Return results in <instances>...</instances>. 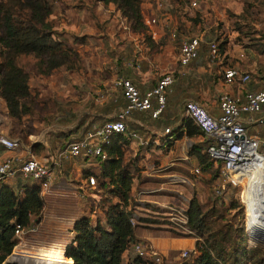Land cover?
Instances as JSON below:
<instances>
[{
    "label": "rangeland",
    "instance_id": "1",
    "mask_svg": "<svg viewBox=\"0 0 264 264\" xmlns=\"http://www.w3.org/2000/svg\"><path fill=\"white\" fill-rule=\"evenodd\" d=\"M55 2L57 7H55V11L51 17V22L56 27L54 29L62 34V38L65 39L70 46L77 47L76 50L82 54L80 56L83 59V64L86 66H81L78 70L74 71L73 74L59 69L47 79L35 74L32 57L25 56L21 58V64L30 72V85L33 95L38 99V109L30 116H25L21 120H16L8 116L4 102L0 99V135L7 136V134L4 133L11 129L13 130V134L8 136L11 137V139H17L15 140L18 142L16 150L19 153H23L21 157L27 155V148L32 140H41L42 137L44 140H47L48 135L52 136L57 132V130L53 132L49 127L52 125L51 123L62 124L63 122L64 118H61L58 122H54L52 115L47 116L46 111L43 112L45 108H47V110L50 109V107L45 104L46 98L53 99L54 106H52V108H55L56 113L67 115V118H70L67 125L74 122L76 123V119L80 118L82 115H87L85 111H91L92 108L93 110L100 108L101 104L92 105L89 99H94L93 91L89 88L84 90L83 86L73 83V77L80 78L86 74L88 75L87 77H89L90 69H96L99 65L102 66L101 72H103L102 74L105 76L106 72L110 71L109 65L115 64L114 54L120 53L121 51L123 56L124 52L128 49V47L125 49L119 48L123 41H125L123 39H117L116 43H112L113 46H108L106 40L101 37L105 36L109 38L106 32L109 31L111 33L112 28L113 30H115L116 27L122 30L127 29L120 17L117 18L118 22H114L115 19L109 20L108 17L113 18L112 16H108L112 14L110 12L114 11L112 8L105 7L96 0H56ZM193 2H195L196 5H192ZM147 3H149L150 6L147 5ZM141 9H143L145 16H147L146 12L148 10H154L152 16L156 18V23L154 25H156L157 28L162 26V23L160 25V21L162 22L166 19L169 28H176L179 33L188 37H200L203 51L201 50L200 52L198 62L202 67L200 68V72L196 73L197 75L194 76L195 80L193 85L195 88L199 89L206 88L207 98H209L211 102H214L216 94L218 93L216 89L220 85L218 81L219 73H221L223 69L235 66L243 67L250 74L254 83L259 82V84H264V54L253 51L248 45V43L253 42L249 41V38L264 37V8L261 10L260 14L262 21L260 19L256 21L254 16H247L245 19L238 17L243 10L242 0H143ZM65 13H68L69 17L75 20L73 24L67 23L66 26L61 25V23H63L62 19L65 20L64 22L67 20L65 19ZM237 24L238 26L240 25L241 28L245 25L247 26L243 29L250 31L249 38H244L243 34L234 30ZM94 25L97 29H100V32H96V29H91ZM258 29L261 31L254 32L258 31ZM76 30L80 31L81 34L84 33L83 37L85 38L83 44L72 43L74 41V35L73 33L71 34V32H75ZM66 31L67 33L71 31L70 34H68L69 36H64ZM100 37L104 42L103 48H101V45L96 44V39ZM224 40L227 41V51L224 55L220 56L219 60L217 58L211 59L207 56V42L215 41L219 43ZM262 41H264V38ZM94 47H96V49H94ZM142 52L144 54H149V51L146 50ZM80 69L82 70L80 71ZM92 74L101 77L99 72L98 74ZM51 78L52 81H50ZM50 89H52L53 92ZM50 91L52 94H50ZM87 94L88 96L90 95V98L88 100H82ZM172 97L173 96L170 98L172 99ZM171 104L172 101H168L167 98L165 108L166 113L168 112L170 114L165 116L162 115L161 117V119L163 117L167 118V124L173 123V121L177 119V111L170 106ZM74 108H76V110ZM181 109H183L182 106ZM178 117L180 118L181 116L178 114ZM104 120H106V118L101 117V119L94 123H100ZM161 121L163 124L165 119L163 118ZM175 123L176 122H174V126ZM259 130L264 131V128L260 127ZM66 134H68V136L70 135L69 137H73L70 132L65 133V135ZM69 137V140L72 139ZM200 144H203L202 151L204 152L206 140L200 136L191 139L184 137L173 145H170L166 150L161 149L159 152H157L158 150L154 146L150 149L140 148L139 155L144 158L143 160L138 159V157H135L136 159L134 158L137 160V170L135 172L139 177L135 179L133 184L135 189L133 196L138 201V206L135 209L136 215L147 219L150 223L143 224V226H139L137 229H148L155 234L160 233L159 235L165 234L172 237H177V235L193 236L192 233L183 232L181 228H177L173 217H181L180 212H183L189 200L195 197L206 207L215 206L219 210L225 211L224 220L220 223L228 222L233 226L234 230L236 229V233L234 234L235 249L239 253L242 249L246 250L249 255L248 259L240 260L241 253L238 255L231 253L230 261L237 259L241 261V264H254L253 258H250L251 256L255 257L254 260L264 257V206L253 209L249 208L247 211V218V212L240 202V188L226 186L224 195L220 197L216 192L219 185L222 183L219 178V166L211 162L207 170H203L195 155L192 154L194 146ZM1 150L3 149L0 147V151ZM37 150L41 151L40 148ZM31 153L33 154V152ZM130 158H132V154L131 156L127 155V159ZM87 163L96 164L95 160L86 162L83 159H74L63 163L61 168L62 174H60L62 177L58 176L53 181L55 187L54 190H52L53 194L51 193L52 191H49V188L41 192V196L44 200L42 214L45 210L46 212L59 210L56 213L61 217L63 215L64 219L70 221L76 220L83 213H89L91 211V205L99 200L95 192L96 188L86 187L83 190L78 189L75 192H73L72 189L73 187H80L87 169L92 168L93 172L99 171L98 166L84 168L89 167ZM195 168L200 169L199 174L194 172ZM172 174L187 177L189 182L187 184L171 183L168 181L167 176ZM56 175L59 174L56 173ZM28 180V178L17 173L13 179L6 183H13L16 185L17 182L20 184L22 181L25 182ZM52 198L56 201L54 205L51 201ZM237 199L239 201V206H237L235 210L227 211L229 203L231 201L237 202ZM250 201L249 204L251 203ZM57 204H60L62 209L66 210H60ZM142 204L147 205V207H145V205L140 206ZM258 220H260L261 223L257 225V229L256 224ZM152 221H157V223ZM247 223H249V229L247 228ZM32 226L30 227L31 229L36 227ZM251 227L252 235L256 236L258 240H254L250 237L249 230ZM70 230L69 232H71ZM35 232L36 230H33L30 233ZM65 233H68L67 230H65ZM178 238H182L180 239L182 242L184 240L189 241V239L185 238H192L196 241L195 237ZM70 239H72V235ZM254 247L258 249L254 251L255 253L251 251ZM152 251L161 255V257L166 256L159 253L155 248L152 249ZM179 252L180 250L178 249L169 254L167 256L169 261L172 259L173 255H177ZM133 256V250H130V253L125 255V260H129ZM162 260L165 263H169L164 257H162ZM178 261V257H174L172 260V262L175 263Z\"/></svg>",
    "mask_w": 264,
    "mask_h": 264
},
{
    "label": "trees",
    "instance_id": "2",
    "mask_svg": "<svg viewBox=\"0 0 264 264\" xmlns=\"http://www.w3.org/2000/svg\"><path fill=\"white\" fill-rule=\"evenodd\" d=\"M55 1H0V98L4 100L10 118L21 120L38 109V99L33 95L30 85V72L21 64V58L32 57L35 74L39 76H49L59 69L74 72L82 66L78 51L62 38V34L54 29L49 19L57 7ZM96 1L103 5L112 4L131 29H145L141 11L143 0ZM242 4L243 10L238 15L239 18L254 16L256 21L261 20L264 0H242ZM245 27L247 26L241 28L237 24L234 30L243 34L244 38H249L250 31L243 29ZM259 31L261 30L254 32ZM84 38L75 35L73 43L83 44ZM263 38H249V41H253L248 43L249 47L264 54ZM226 47V40L218 43L220 56L226 53ZM191 64L196 66L200 63L196 64L193 60ZM163 112L159 116H162ZM163 124L170 129L173 139H168L167 135V138L162 140L161 148L169 147L173 141L184 137H203L199 128L184 115L180 118L177 116L173 123L167 124L165 120ZM127 131H132L128 124ZM127 133H112L102 144L105 158L95 159L99 171L93 172L90 168L85 172L86 178L95 177V192L99 200L91 205L89 213H83L73 222L70 230L72 239L65 246L64 254L60 256H63L61 263L156 264L154 257H142L134 249L136 244L141 243L151 250L150 243L135 237V230L150 222L136 215L138 201L133 196L132 187L139 175L135 172L136 158L127 159L126 152L132 140ZM260 136L264 139V131L260 130ZM202 148L203 144L194 146L192 154L203 170H207L212 161ZM41 192L39 184L30 180L21 182L17 187L5 182L0 185V264L11 255L17 244V227L27 229L41 220L44 208ZM238 202V199L237 202L231 201L227 211L235 210L239 206ZM224 212L215 206L206 207L195 197L189 200L183 213L187 220L186 228L193 236L177 237H195L196 241L194 250L183 264H241L240 260L248 259V252L242 249L241 259L230 261L232 254L240 253L236 251L234 244L236 229L234 230L228 222L220 223L224 220ZM130 250H133L134 256L125 260L124 254H129ZM255 250L258 249L254 247L251 251L255 253ZM61 251L62 249L59 252ZM59 252L54 255L55 261ZM250 258H253L254 264H264V257L257 260H254V256Z\"/></svg>",
    "mask_w": 264,
    "mask_h": 264
},
{
    "label": "crops",
    "instance_id": "3",
    "mask_svg": "<svg viewBox=\"0 0 264 264\" xmlns=\"http://www.w3.org/2000/svg\"><path fill=\"white\" fill-rule=\"evenodd\" d=\"M147 5L150 6L149 3H147ZM104 6L108 8H112L114 10L113 12H110L112 14L108 15L113 17V18L108 17L109 20L115 19L114 22L115 21L118 22L117 18L120 17L123 23H125V28L127 29L122 30L121 28L116 27L115 30H113L112 28L111 33L109 31L106 32V34L109 35V38L105 36H101V37L106 40V44L108 46L109 45L113 46L112 43H116L117 39L119 40L123 39L125 41H123V43L120 45L119 48L125 49L128 47V49L124 52L123 56L121 51L120 53L114 54L115 64L109 65L110 71L106 72L105 76L104 74H102L103 72H101L102 66L99 65L96 69H90L89 77H87L88 75L86 74L84 76H81L80 78L73 77L72 80L73 83L83 86L84 90H86V88H89L93 91L94 99L90 98L89 97L90 95L88 96L87 94L85 98H83L82 100H86V99L88 100L90 98L89 100L92 103V105L101 104V107L95 110H93L92 108L91 111H85V113L87 114L86 116L82 115L80 118L76 119L77 120L76 123L74 122L71 123L70 125H67V123H69L70 118L68 119L67 115L56 113L55 108H52V106H54L53 99L46 98L45 104L48 105L50 109L47 110V108H45L43 112L46 111L47 116L52 115L54 122H58L61 118H64L63 122L62 124L51 123L52 125H50L49 127L52 129L53 132H55L56 130L57 132H55L52 136L48 135L47 140H44L43 137L41 140H37V139L32 140L28 145L27 154L33 152L35 156H37L42 160L43 159L50 160L51 157L55 155L58 149L62 148L67 142L80 138L83 132L87 128L91 127L92 125H100L104 121L113 119L116 112L119 109H121V107H123L126 103L121 93V89L115 86L116 79L120 77L129 79L138 87V89L141 92H144L146 90L151 89L156 84L157 80L163 73L167 71H174V75H175L174 83L172 85V90L168 94L167 98L168 101H172V104L170 106L176 109L177 116L178 114L180 116L184 115L181 106L183 107L184 102L187 100H194L202 104L206 108H208L211 113L218 114L219 108L217 104V96L221 92L225 91L233 95L243 96V94L247 90H259L264 86V84H259V82L254 83L252 78H251L252 80L249 83L244 85H241L239 83L226 84L222 81V77L219 73L218 81L220 82V85L216 89L218 93L216 92L217 94L214 102H211L210 99L207 98L206 88L199 89V88H195L193 85L195 80L194 76L197 75L196 73L200 72V68L202 67V65L199 64L193 66L190 63V65H188L187 67L182 68L178 63V53H179L178 41L171 39V33L173 30H175L178 37H183L186 35L179 33L178 29L176 28H169L166 19H164L162 22L160 21V25L162 23V26L159 28H157L156 25L151 24L149 20L153 17L152 14L154 13L153 12L154 10L151 9L146 12L147 16H145V13L143 12L142 9L143 23L145 25V29L137 30V31L133 30L128 26L126 20L123 17H121L120 13L114 9V6L112 4L104 5ZM65 16H66L65 19L67 20L66 22H64L65 20L62 19L63 21V23H61L62 26H66L67 23L73 24L75 22V20H73L72 17H69L68 13H65ZM51 17L52 15L49 18L50 21L52 20ZM94 26L91 29L92 30L96 29V32H100V29L99 28L97 29L96 26L95 27ZM54 28L56 27L54 26ZM70 32L67 33L66 31L64 33V36L65 35L69 36L68 34H70ZM72 33L74 36L75 35L84 36V33L82 32L83 34H81V32L78 30H76L75 32H71V34ZM101 37L96 39L97 42L96 44L101 45V48H103L104 42L102 41ZM74 48L76 49L77 47ZM94 49H96V47H94ZM143 50L149 51V54H144L142 52ZM201 50L202 47L200 48L198 57L195 59L196 64L199 63L198 58L200 56ZM206 54L208 56V49H206ZM80 55L82 54L80 53ZM83 66L85 67L86 65L83 64V59H82V67ZM239 68L242 71L247 72L245 68L243 67H239ZM81 70L82 69H80V71ZM64 71L66 72V70ZM98 72L101 77L92 74V73L98 74ZM69 73L73 74L74 72H69ZM51 76L52 74L49 76H41V77L49 79ZM50 81H52V78L50 79ZM250 83L252 84L249 85ZM50 90L52 91V89ZM51 91L50 94H52ZM97 91H102L103 94L102 98L97 97ZM171 96H173L172 99L170 98ZM0 99L4 102L2 98ZM4 105H5L6 113L8 114L5 102ZM74 109L76 110V108ZM167 114L170 113L168 112L166 113V108H165L163 115L165 116ZM262 114H264V110ZM26 116H30V115H26ZM101 117L106 118V120L101 121L100 123H94L97 122V120L101 119ZM161 117L162 116H159L158 118L153 119L150 117L148 112L136 111L132 113V115L127 120V124L129 128L138 132L141 137H143L148 141V144L146 146H142L139 145L136 140H131L126 155L131 156L132 154V159L138 157V159L143 160L144 157L139 155L140 148L150 149L151 147L154 146L157 148L158 150L157 152H159L161 149L166 150V148H168V147L161 148L162 140L167 138V134L164 133V130L166 129L167 126L162 124L161 121L163 118L165 120H167V118L163 117L161 119ZM260 127L263 128L264 124L254 126L253 130H255L260 134V130H259ZM68 132L72 133L71 136L73 137H69L70 135L68 136V134L65 135V133ZM4 134H7L6 137L11 138L8 135L11 136L13 134V130L11 129L10 131H7ZM68 137L72 139L69 140ZM178 141L179 140L173 141L172 145ZM0 146L1 149H3L0 151V161L6 158L23 156V153L21 152L19 153L17 152V150L11 151V150H7L2 145ZM34 148L36 150H34ZM39 148L41 149V151L37 150ZM74 159H83L86 162L91 161V159L86 160L85 157H78L70 160H64L60 163V165L50 163L54 172L53 181L58 176L62 177V175L60 174H62L61 168L63 163ZM95 162L96 164L87 163L89 167H84V168L98 166V162L97 161ZM56 173H58L59 175H56ZM53 181L48 187L49 191H52L55 188L53 185ZM11 185L13 186L14 184L12 183ZM14 186L15 187L19 186V182H17L16 185ZM84 188H86V177H84L83 180L81 181L80 187H73L72 189L73 192H75L78 189L83 190ZM47 189H43V190L46 191ZM134 190L135 189L133 186L132 192H134ZM51 193L53 194V191ZM51 201L53 205L56 204L55 199L52 198ZM57 205L60 210H64V211L66 210V209H62V206L60 204ZM58 211L59 210H55L53 212H46L45 210L42 214L41 220L37 224L34 223V225L32 226V227L36 226L34 229H30L21 236L17 237V244L14 247L11 256L9 257L10 260L8 264H59L60 259L62 260L63 256L62 257L60 256L62 253L64 254L65 246L71 241L70 238L72 233L69 232V230L72 228L73 222L75 220L67 221L66 219H64L63 215L61 217L56 213ZM33 230H36V232L30 233ZM65 230H67L68 232L67 234L65 233ZM159 234H155L148 229L135 230L136 238L150 243V247L152 249L155 248V250H158L159 253H161L162 255L168 256L169 254L177 251L178 249L179 250L188 249L190 251L194 250L195 241L192 238H185V239H189V241L184 240L182 242L180 240L182 238L172 237L165 234L162 235ZM58 249H62V251L59 252L60 254L58 255V257H56L58 259L55 262H51L52 257L54 256V254H56Z\"/></svg>",
    "mask_w": 264,
    "mask_h": 264
},
{
    "label": "built area",
    "instance_id": "4",
    "mask_svg": "<svg viewBox=\"0 0 264 264\" xmlns=\"http://www.w3.org/2000/svg\"><path fill=\"white\" fill-rule=\"evenodd\" d=\"M160 5V4H158ZM192 5H196L195 2ZM151 24L156 23L152 17ZM171 39L178 41V63L184 68L195 60L201 48L200 37H178L175 30L171 33ZM208 56L211 59H218V43L209 41L207 43ZM222 81L226 84L249 83L252 79L248 72L242 71L239 67H229L220 73ZM175 75L174 71L163 73L156 84L149 90L141 92L138 87L129 79L120 77L116 79V87L126 101L119 109L114 118L102 122L100 125H92L87 128L80 138L67 142L51 159L42 160L34 154L28 153L25 157H11L0 161V185L13 179L17 173L23 177L39 184L41 189H47L53 181L54 172L50 165L60 163L78 157L87 159L100 158L103 160L105 154L102 152V144L105 143L112 133H127V120L133 112H148L151 118L156 119L165 109L168 94L172 90ZM97 97L102 98V91H97ZM219 108L218 114H213L202 104L187 100L183 104V114L188 117L199 128L203 138L206 140L204 153L209 160L219 166V178L222 183L217 189V194L223 196L225 187L240 188V202L246 212L249 208L264 206V139L258 132L253 130L254 126L264 124V86L259 90H247L243 96H237L228 92H221L217 96ZM173 139L169 128L164 130ZM132 140L139 145L146 146L148 141L141 137L138 132L127 133ZM0 145L7 150H16L18 142L14 139L0 135ZM196 174L200 173L195 168ZM171 183L187 184L189 179L181 175H168ZM86 187L96 188V179L93 176L86 178ZM251 200V201H250ZM248 201L251 203L249 204ZM181 217L174 216V223L183 232L186 228V216L181 211ZM248 218V216H247ZM249 229V223H247ZM31 228L24 229L17 227L16 237L21 236ZM250 234V231H249ZM135 251L142 257H154L156 264H183L190 256V250L181 249L177 255H173L169 261L167 256L165 263L161 255L154 253L141 243L134 247ZM8 256L3 264L9 263ZM178 257L177 263L172 262Z\"/></svg>",
    "mask_w": 264,
    "mask_h": 264
},
{
    "label": "bare ground",
    "instance_id": "5",
    "mask_svg": "<svg viewBox=\"0 0 264 264\" xmlns=\"http://www.w3.org/2000/svg\"><path fill=\"white\" fill-rule=\"evenodd\" d=\"M248 203H249V201H248ZM247 216H248V212H247ZM261 223V221L260 220H258V222H257V224H256V228L258 229V227H257V225L258 224H260ZM251 235V237H256V236H254V235H252V234H250ZM61 249H59L57 252H59ZM56 252V253H57ZM54 253V252H53ZM55 255V254H54ZM54 257V256H53ZM52 257V259H51V262H55V260H54V258ZM56 260H57V258H56ZM63 261V260H62ZM59 264H66V263H64V262H62L61 263V261H59Z\"/></svg>",
    "mask_w": 264,
    "mask_h": 264
},
{
    "label": "water",
    "instance_id": "6",
    "mask_svg": "<svg viewBox=\"0 0 264 264\" xmlns=\"http://www.w3.org/2000/svg\"><path fill=\"white\" fill-rule=\"evenodd\" d=\"M250 237H251V235H250ZM252 239H254V240H258V238H256V237H251ZM12 254V253H11ZM11 256V255H10ZM69 264V263H68Z\"/></svg>",
    "mask_w": 264,
    "mask_h": 264
}]
</instances>
